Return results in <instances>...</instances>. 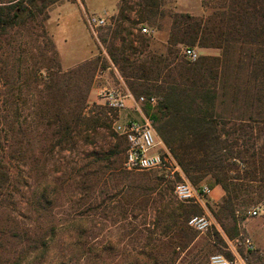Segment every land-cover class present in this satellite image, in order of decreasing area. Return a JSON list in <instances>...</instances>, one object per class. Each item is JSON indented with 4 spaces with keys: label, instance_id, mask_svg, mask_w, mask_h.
<instances>
[{
    "label": "rangeland",
    "instance_id": "rangeland-1",
    "mask_svg": "<svg viewBox=\"0 0 264 264\" xmlns=\"http://www.w3.org/2000/svg\"><path fill=\"white\" fill-rule=\"evenodd\" d=\"M9 1L0 0V4ZM160 1L158 12L163 16L158 13L151 21L139 23L135 10L120 16V0H36L39 7L46 4L41 13L0 35V128L6 136L3 142L5 161L9 165L12 184L10 195L0 199L1 257L7 258L17 252V240L8 231L17 226L21 234L48 240L43 258L38 259L33 253L30 264H210L209 259L214 255L233 260L234 251L243 257L246 264H264V202L236 212L237 235L229 238L225 229L233 233V221L224 218L223 227L214 218L222 199L214 203L206 198L205 211L212 219V227L200 234L187 225L195 237L183 248L171 238L176 227L168 216L179 204L173 194L176 177L174 180L160 172H140L157 185L154 189L152 184L144 185L153 190L140 196L137 207L131 205L126 189L115 190L112 184H107L110 187L107 191L100 187L94 192L83 189L80 168L93 152L106 151L109 144L117 142L118 135L111 134L112 122L117 118L124 122L137 117L130 110L126 109L116 116L107 115L109 129L99 128L96 134L90 133L87 141L79 138L63 148L56 145L55 136L45 126L41 113L45 100H48L44 89V66L50 58L55 56L62 71L98 60L84 110L87 114L104 107L99 99L102 90L129 91L118 65L108 55L110 44L119 49L123 42V46L128 48L132 41V47L137 51L130 58L140 57V46L136 41L140 32L148 39L146 53H164L173 14L186 13L196 19H205L225 6L228 0ZM99 13L106 18L107 24L111 22L109 31L105 26L92 30L87 25V17L99 16ZM51 16L53 21H50ZM142 28L147 32L143 33ZM114 31L117 32L115 36ZM105 33L108 35L105 36ZM101 36L107 39L105 44L100 41ZM239 46L236 45L225 55L231 61V74L235 76L233 83L239 87V98L242 100L249 52L247 46L243 50ZM187 49L194 50L195 60L186 57L184 51ZM130 52L126 49L125 54ZM180 55L190 62L197 61L201 56L224 57L221 49L197 46H182ZM240 57L244 68L234 73L232 66L239 63ZM222 108L227 109L228 115L234 116L243 111L239 105L227 101L225 106H220L218 101L217 110ZM20 141L27 144L26 150ZM19 151L24 153L23 157ZM91 170L100 169L95 163ZM102 172L108 173L105 169ZM160 178L163 179L161 182ZM200 185L210 189L214 186L209 177ZM39 186L44 187L45 198L35 203L38 201ZM252 210H257L256 216L248 214ZM240 217L244 219L240 220ZM1 230L7 232L1 234ZM246 239L252 243V249L235 244V240L242 243ZM230 243L234 249H229Z\"/></svg>",
    "mask_w": 264,
    "mask_h": 264
},
{
    "label": "trees",
    "instance_id": "trees-1",
    "mask_svg": "<svg viewBox=\"0 0 264 264\" xmlns=\"http://www.w3.org/2000/svg\"><path fill=\"white\" fill-rule=\"evenodd\" d=\"M129 3V0H120V16L135 10L139 23L151 21L158 13L163 16L158 12L160 0ZM45 6L44 3L37 6L36 0H11L0 4V35L34 19ZM110 25L111 22L105 26L108 31ZM138 33L136 41L140 46V57L130 58L137 51L132 47V41L128 48L123 46V42L119 49L110 44L108 55L118 65L134 98H155V104H146L144 111L186 179L199 187L209 177L214 186L222 189L224 195L214 218L223 227L224 218L233 221L231 230L234 232L225 229L228 237L232 238L237 235L236 212L264 202V0H228L225 6L205 19H196L186 13L173 14L164 53H146L148 39ZM116 34L114 31V36ZM105 36L100 37L104 44L107 42ZM236 45H240V50L247 46L249 52L242 100L239 87L233 83L235 76L231 74V61L225 55ZM182 46L221 49L224 57L201 56L190 62L180 55ZM126 49H130V54H125ZM241 63L240 57L239 63L232 66L234 73L244 68ZM97 64L98 60H94L62 71L54 56L44 66V89L48 100H45L41 113L46 128L51 130L60 148L72 145L79 138L87 141L90 133L96 134L99 128L109 129L107 115L117 114L105 106L84 113ZM218 101L220 106H225L227 101L241 106L242 114L228 115L224 108L218 111ZM153 110L155 112L151 113ZM3 131L0 128V199L10 195L12 185L9 165L5 161L3 142L6 136ZM111 134L116 136L114 132ZM116 140L115 144H109L108 150L91 154L79 170L80 183L84 190L92 192L99 187L107 191L110 188L108 183L115 190L126 189L131 205L137 207L140 196L151 192L157 184L144 173L123 169L126 144L122 137L116 136ZM20 145L26 150L27 144L20 141ZM19 154L24 156L21 151ZM95 163L100 170H91ZM104 169L108 173L102 172ZM158 180L161 182L163 179ZM151 184L153 189L144 187ZM37 191L38 201L35 203L45 198L43 186H39ZM201 214L198 206L183 202L168 213L176 227L171 238L178 247L185 248L193 240L195 234L187 227V221ZM8 231L17 240L19 248L7 258L0 256V264H30L33 253L36 258H43L48 242L46 238L21 234L17 226ZM6 232L1 230V234ZM218 241L222 243L221 239ZM2 248L0 242V250ZM226 256L230 258L228 253Z\"/></svg>",
    "mask_w": 264,
    "mask_h": 264
},
{
    "label": "built area",
    "instance_id": "built-area-1",
    "mask_svg": "<svg viewBox=\"0 0 264 264\" xmlns=\"http://www.w3.org/2000/svg\"><path fill=\"white\" fill-rule=\"evenodd\" d=\"M87 25L90 29L104 27L107 24L106 18L100 16L87 17ZM143 33L147 29L142 28ZM190 60L196 59V53L192 49L184 51ZM102 104L117 115L128 109L137 117L124 122L114 119L112 130L119 137H122L126 144L124 152L123 169L129 172L155 171L160 172L167 178L174 179L173 194L177 201L194 204L202 210L201 215L192 216L187 221V225L197 233H205L212 227V219L205 211L206 198L211 194V189L206 185L196 187L190 183L183 175L180 167L171 155L168 148L159 139L152 121L146 115L144 107L146 104L154 105L155 98H145L143 96L134 98L129 91L119 89H105L99 93ZM250 216H256L257 210L249 211ZM235 244L244 245L247 249H252L250 240L242 243L235 240ZM229 249H234L230 243ZM237 252H233V260L225 258L223 255H214L209 259L210 264H246L243 259H235Z\"/></svg>",
    "mask_w": 264,
    "mask_h": 264
},
{
    "label": "crops",
    "instance_id": "crops-1",
    "mask_svg": "<svg viewBox=\"0 0 264 264\" xmlns=\"http://www.w3.org/2000/svg\"><path fill=\"white\" fill-rule=\"evenodd\" d=\"M102 15L103 14H100L99 16L101 17ZM50 21H53L52 16L50 18ZM81 30H83V28ZM223 195H224V192L222 191V189L219 186H213L211 188V194H210L209 198L211 199L212 202L217 203L222 199ZM235 255H236L235 259H243V257L239 253H236Z\"/></svg>",
    "mask_w": 264,
    "mask_h": 264
}]
</instances>
